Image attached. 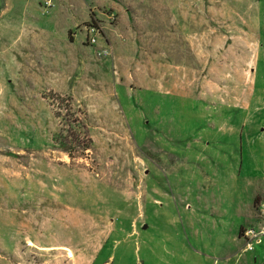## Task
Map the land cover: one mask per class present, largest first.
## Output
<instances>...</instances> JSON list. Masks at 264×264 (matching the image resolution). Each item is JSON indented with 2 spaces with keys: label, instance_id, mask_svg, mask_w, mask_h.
Here are the masks:
<instances>
[{
  "label": "rangeland",
  "instance_id": "obj_1",
  "mask_svg": "<svg viewBox=\"0 0 264 264\" xmlns=\"http://www.w3.org/2000/svg\"><path fill=\"white\" fill-rule=\"evenodd\" d=\"M263 180L264 0H0V264H264Z\"/></svg>",
  "mask_w": 264,
  "mask_h": 264
},
{
  "label": "crops",
  "instance_id": "obj_2",
  "mask_svg": "<svg viewBox=\"0 0 264 264\" xmlns=\"http://www.w3.org/2000/svg\"><path fill=\"white\" fill-rule=\"evenodd\" d=\"M262 183H264V180ZM263 188L264 186L258 185L252 189V193L248 196L245 201L241 202L239 199L236 201L234 207L240 225L239 235L241 229L244 227H254L255 229H257L264 223V214H262L260 210L261 204H264V198L260 196V193H264ZM261 236L259 237V241L255 240L254 242H257L259 245H263V240ZM254 242L253 248L251 250H254L255 248ZM244 250H246L245 247Z\"/></svg>",
  "mask_w": 264,
  "mask_h": 264
},
{
  "label": "built area",
  "instance_id": "obj_3",
  "mask_svg": "<svg viewBox=\"0 0 264 264\" xmlns=\"http://www.w3.org/2000/svg\"><path fill=\"white\" fill-rule=\"evenodd\" d=\"M88 32L90 34L89 40L93 44H97V39L95 37V27L93 25L88 27ZM105 49H100L98 53H105ZM261 212L264 214V204H261ZM264 234V223L257 229L254 227H244L242 231V237L245 239V249L246 250H251L253 248V242L259 241V237Z\"/></svg>",
  "mask_w": 264,
  "mask_h": 264
},
{
  "label": "trees",
  "instance_id": "obj_4",
  "mask_svg": "<svg viewBox=\"0 0 264 264\" xmlns=\"http://www.w3.org/2000/svg\"><path fill=\"white\" fill-rule=\"evenodd\" d=\"M65 123L67 126L65 128H61L60 131L53 135V142L60 148L68 149L79 143L80 138L78 134L70 131V128H72L70 120L65 119ZM88 147L89 144L84 146L85 149Z\"/></svg>",
  "mask_w": 264,
  "mask_h": 264
},
{
  "label": "bare ground",
  "instance_id": "obj_5",
  "mask_svg": "<svg viewBox=\"0 0 264 264\" xmlns=\"http://www.w3.org/2000/svg\"><path fill=\"white\" fill-rule=\"evenodd\" d=\"M67 255L70 256L71 255V252L67 251Z\"/></svg>",
  "mask_w": 264,
  "mask_h": 264
}]
</instances>
